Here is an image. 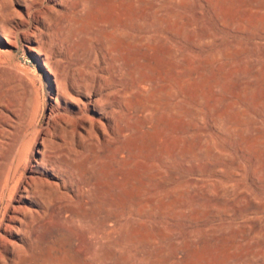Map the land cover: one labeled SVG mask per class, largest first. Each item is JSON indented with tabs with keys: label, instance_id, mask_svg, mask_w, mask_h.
<instances>
[{
	"label": "rangeland",
	"instance_id": "374dc122",
	"mask_svg": "<svg viewBox=\"0 0 264 264\" xmlns=\"http://www.w3.org/2000/svg\"><path fill=\"white\" fill-rule=\"evenodd\" d=\"M23 5L0 1V154L15 142L26 177L44 130L79 115L68 98L51 108ZM47 34L68 93L126 91L127 117L93 149L63 136L67 209L16 264H264V0H71Z\"/></svg>",
	"mask_w": 264,
	"mask_h": 264
},
{
	"label": "bare ground",
	"instance_id": "6f19581e",
	"mask_svg": "<svg viewBox=\"0 0 264 264\" xmlns=\"http://www.w3.org/2000/svg\"><path fill=\"white\" fill-rule=\"evenodd\" d=\"M70 1L24 0V11L19 15L32 19L34 22L32 29L24 35V40L28 50L37 61H41L43 68L55 84L56 96L52 98L51 108H56L58 97L63 98L66 103L68 98L75 105L76 114L79 117L73 119L68 115L59 116L49 128L44 130L39 147L30 159L26 177L18 172L19 165L11 167L15 142H11L9 149L7 148V154L4 155L6 152H3L4 156L0 154V264H16L23 259L30 249L34 225L44 221V216L51 215L54 209L58 211L57 216H61V212L67 209L65 202L70 197L72 185L68 179L69 173H66L67 177L64 172L67 169L73 171L74 166L73 162L67 159L70 151L65 147L66 142L63 136L68 134L82 149H93L96 142L114 132L115 117H119L122 121L127 117L123 101L126 91L109 97L88 89V97L85 102H82L72 97V94L70 95L68 90L60 84L58 76L54 74L55 67L50 64L46 55L41 53L42 45H48V43H41L39 38L44 37L46 41H49L47 31L50 29L51 20L65 9L66 3ZM72 6L74 9L77 8L75 4ZM8 33L7 30H0V38L4 43L11 45ZM96 84L98 83H94L95 86ZM138 108L134 109L136 113L146 112ZM0 138L4 136L0 134ZM95 258L102 260L99 256Z\"/></svg>",
	"mask_w": 264,
	"mask_h": 264
}]
</instances>
